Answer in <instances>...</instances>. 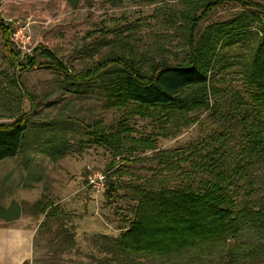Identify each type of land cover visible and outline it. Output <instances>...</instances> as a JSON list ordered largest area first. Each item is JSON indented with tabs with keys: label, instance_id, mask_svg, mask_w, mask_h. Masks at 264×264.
<instances>
[{
	"label": "rangeland",
	"instance_id": "1",
	"mask_svg": "<svg viewBox=\"0 0 264 264\" xmlns=\"http://www.w3.org/2000/svg\"><path fill=\"white\" fill-rule=\"evenodd\" d=\"M252 1L264 6V0ZM183 5L182 0H0V16L12 28L11 36L17 32V44L28 38L27 53L42 43L73 72L111 55L147 69L152 61L183 57L185 32L177 14ZM237 10L234 4H222L209 20L226 19ZM256 37L248 35L244 43L225 48V58L233 64L221 62L212 69L209 99L222 110L234 103L235 90L246 97L237 62L248 57ZM15 72L0 41V123L30 109L13 83ZM108 77L80 85L37 63L20 74L36 107L22 153L0 161V207L5 209L0 218L19 207L14 220H0V264H220L218 257L227 248L221 244L171 257L117 249L115 238L128 226L135 202L120 190L121 197L106 206L103 191L88 182L96 172L106 175L112 157L111 149L83 126L120 131L124 151L107 171L119 183L176 186L193 161L200 160L198 155L207 153L208 159L223 142L228 173L236 164L242 166L240 176L232 177L235 197L255 200L264 194V161L240 152L230 138L215 137L226 125L223 117L205 118L206 112L196 111L199 121L189 123L185 119L191 114L152 118L151 108L141 114L131 103L113 104L105 88ZM195 175L200 180L208 174L197 170ZM37 200L41 203L35 207ZM44 202L51 204L49 216L41 211ZM258 239L264 243V229L256 233L249 228L236 243L243 247ZM244 264H264V250Z\"/></svg>",
	"mask_w": 264,
	"mask_h": 264
},
{
	"label": "trees",
	"instance_id": "2",
	"mask_svg": "<svg viewBox=\"0 0 264 264\" xmlns=\"http://www.w3.org/2000/svg\"><path fill=\"white\" fill-rule=\"evenodd\" d=\"M182 1L183 9L177 14L185 32L183 57L177 62L152 61L147 69L133 59L111 55L73 72L42 43L35 45L30 53L22 54L11 40L12 28L0 16L1 45L17 71L13 83L19 85L30 102L28 111L0 123V160L15 158L23 151V136L33 121L36 101L21 82L20 74L37 63L80 85L107 74L105 88L113 104L120 107L131 103L141 114L151 108L152 118L174 119L191 114L185 121L192 123L199 121L194 115L196 111L206 112L205 118L223 117L226 125L215 137L230 138L240 152L264 161V6L252 0ZM226 3L234 4L238 10L226 19L209 20L213 10ZM254 33L257 37L248 57L237 62L240 78L247 86L246 97L235 90L234 103L222 110L209 99L214 85L212 69L221 62L232 65L227 62L224 49L244 43L247 36ZM39 58L43 59L42 63ZM83 127L88 134L95 135L96 142L111 149V161L104 169V205L112 206L121 197L120 190L127 192L135 202L128 226L115 238L118 250L171 257L221 244L227 248L218 257L220 264L250 263L260 256L264 250L261 239L243 247L236 239L244 229L250 228L256 233L264 229V194L255 200H237L231 183L232 177L240 176L242 166L236 164L228 173L223 166V142L212 149L208 159L207 153L198 155L200 160L193 161L190 171L182 173L176 186L166 182L119 183L112 180L107 171L117 164L124 151L120 131L108 127L92 131L89 125ZM197 170L206 172L207 177L197 180ZM40 203L37 200L35 207ZM18 208L16 204L12 213L3 219L15 218ZM50 210L51 204L42 203L41 211L45 216L51 214ZM0 211L5 209L0 207Z\"/></svg>",
	"mask_w": 264,
	"mask_h": 264
},
{
	"label": "built area",
	"instance_id": "3",
	"mask_svg": "<svg viewBox=\"0 0 264 264\" xmlns=\"http://www.w3.org/2000/svg\"><path fill=\"white\" fill-rule=\"evenodd\" d=\"M15 34H17V32L12 33L11 40L16 43V47L19 48V50L22 54L29 52V47L25 46L26 42H28V38L22 40L21 44H17ZM88 182L92 183L94 186H96L97 189L103 191L105 188V175L100 171L96 172V173L88 176Z\"/></svg>",
	"mask_w": 264,
	"mask_h": 264
},
{
	"label": "crops",
	"instance_id": "4",
	"mask_svg": "<svg viewBox=\"0 0 264 264\" xmlns=\"http://www.w3.org/2000/svg\"><path fill=\"white\" fill-rule=\"evenodd\" d=\"M4 159H6V158H4ZM3 160V159H2ZM2 160H0V161H2ZM15 218H10V219H3V218H0V220H4V221H12V220H14Z\"/></svg>",
	"mask_w": 264,
	"mask_h": 264
}]
</instances>
